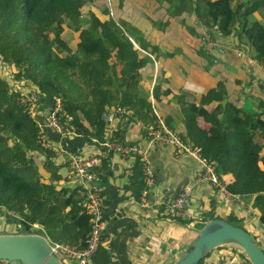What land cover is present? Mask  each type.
I'll list each match as a JSON object with an SVG mask.
<instances>
[{"label": "trees", "instance_id": "16d2710c", "mask_svg": "<svg viewBox=\"0 0 264 264\" xmlns=\"http://www.w3.org/2000/svg\"><path fill=\"white\" fill-rule=\"evenodd\" d=\"M113 1L0 0V205L4 216L11 214L27 223L32 233L77 248H82L90 233V216L82 213L77 190L66 186L60 174L69 163L58 164L55 153L40 145V124L21 104V91L30 86L42 100L62 98L76 134L100 143L107 140L106 114L119 109L145 127L159 124L156 111L171 129L160 104L175 98L184 128L178 131L182 140L215 165L222 181L231 177L229 192L252 201L264 225V115L236 108L223 80L203 88L201 94L184 88L177 93L163 64L178 56L196 57L190 60L192 66L206 75L219 63L217 56L233 53V46L244 53L240 59L256 63L250 70L264 72V0H151L144 18L153 32L166 34L171 27H180L183 40L189 35L200 41L197 49L185 44L189 52L169 49V42L157 39L155 32L141 30L138 14L136 18L114 15ZM134 4L119 0L120 9ZM155 10L161 12L157 19ZM233 51L238 57L239 52ZM200 119L210 129L201 128ZM142 173L137 159L133 178H141L144 184ZM212 220L218 218L205 222ZM115 234L102 237L96 264H111L112 247L120 241ZM107 237L110 249L103 245Z\"/></svg>", "mask_w": 264, "mask_h": 264}, {"label": "crops", "instance_id": "0c3cea01", "mask_svg": "<svg viewBox=\"0 0 264 264\" xmlns=\"http://www.w3.org/2000/svg\"><path fill=\"white\" fill-rule=\"evenodd\" d=\"M149 1L151 0L146 2ZM113 2L116 8L119 0ZM148 9L145 14H147ZM117 10L118 8L115 13L128 18H136L138 14V10L133 7L131 9L125 7L124 11ZM145 14L139 12L138 16L140 19H145ZM182 30L178 26H173L167 30L166 34L161 31H154V33L153 29L149 34L154 33L157 39L165 40L166 43L169 42V46L172 47L169 49L181 48L189 52L185 44L191 45L194 49L199 48L200 41L197 38L187 35L183 40L180 36ZM172 33L178 36L174 39L169 38L168 35ZM232 47L230 46V49L233 53L224 54V58L221 55L217 56L219 63L210 69L208 76L197 71V66H192L190 60L196 57L188 60L178 56L169 62L163 61V64L165 63L168 68L166 78L177 93H179L178 90L184 88L189 92L201 94L204 91L203 88L215 87L218 84L220 80H211V74H216L218 78L221 77V80L225 81L230 102L236 108L244 112H256L264 115V105L261 104L264 103V72L260 69L250 70L247 59H238ZM168 99L160 104L162 115L172 123L171 129L182 133L184 128L181 115L177 111L178 105L169 103ZM188 100L194 102L192 96H189ZM52 103L53 101L46 98L42 100L36 114L40 126L45 125V119L52 108ZM247 106L252 110L245 111ZM116 113L110 111L105 117H108L109 114L117 115ZM119 117L115 116L111 123L104 119L107 123V139L111 135L119 139L124 145L136 146L145 151L155 174V182L149 192L148 207L142 208L133 203L140 200L145 189L141 178H133L137 159L134 161L112 154L98 170V186L102 190L105 216L110 223L106 236L116 233L115 235L120 239L115 248L112 247L108 237L104 240L103 245L106 248L112 247L111 264H173L184 251L192 247L199 231L208 223L205 221L211 217L230 221L227 218L229 216L231 219L245 222V225L248 226L245 230L254 235L255 238L256 235H264V225L260 222V212L252 207V201H245L242 198H227L207 182L196 184L195 182L201 176L202 171L193 157L186 154L177 155V150L173 146L152 139L148 135L145 125L141 121L132 120L131 114L125 112ZM199 125L203 129H210L211 127L202 119H200ZM43 131L48 140L63 148L69 157L96 154L103 148V143L86 139L81 135L63 141L59 135L47 131L45 128ZM262 142L264 143V140ZM56 158L58 164L68 162V157ZM65 168L68 169V173L63 175L61 171ZM62 169L60 174L65 178V185H70L74 190L75 182L70 178L69 166ZM68 179L71 181L68 182ZM230 181L231 177H227L225 183L228 185ZM187 186H193V196L189 202V209L193 218L185 220V222L173 220L164 213L158 202L163 197L167 187L180 191ZM119 207L124 210L123 216H115L114 214ZM1 220L4 222V228L11 227L9 234H19L16 229H23V222L11 214H6ZM260 240L262 247H264V237ZM244 255L234 245H227L212 252L205 258L203 264H251ZM95 256L90 264H96Z\"/></svg>", "mask_w": 264, "mask_h": 264}, {"label": "built area", "instance_id": "2783aa9c", "mask_svg": "<svg viewBox=\"0 0 264 264\" xmlns=\"http://www.w3.org/2000/svg\"><path fill=\"white\" fill-rule=\"evenodd\" d=\"M238 57H244L242 50H239ZM255 64L254 61L248 60L249 68H253ZM24 88L28 87H23L21 91V104L28 111L29 115L36 119L37 110L41 105L42 97L35 90H25ZM124 114L125 110L119 109L117 115L109 114V116L104 119L106 122L111 123L115 116L117 117ZM155 114L159 118V124L156 126H146L148 135L155 141L158 140L163 144L173 146L177 150V155L182 156L186 154L195 159L202 171L201 176L195 183H210L223 196L230 199H240L239 196H234L229 192L227 183L220 179L215 165L209 162L198 149L186 144L178 132L168 128L156 111ZM71 123L72 119L68 115L63 99L59 97L55 98L52 103V108L46 116L45 125L40 126L42 131L40 133L39 143L44 149L55 153L56 157H68L70 176L75 182L74 189L77 190L81 198L80 206L82 208V213L85 212L90 216V233L85 239L82 248H77L69 244L55 243L48 237L46 238L51 247L52 255L63 263L65 260H70L73 264H90L99 250L102 237L108 233L110 224L105 216L102 190L98 186V170L112 154L134 161L140 159L146 189L142 193L140 200L134 201L133 203L142 208L148 207L147 201L150 197V189L155 182V174L145 151L136 146L124 145L119 139L111 135L106 142L102 144L103 148L99 153L87 156H67L69 154H67L63 148L48 140L43 128L59 135L63 141H68L78 136ZM192 196L193 186H187L180 191H175L167 187L158 204L162 207L164 213L171 219L176 221L190 220L193 218V214L189 209V202ZM4 214L5 208L0 205V220L3 219ZM114 214L115 216H123L124 210L119 207L115 210Z\"/></svg>", "mask_w": 264, "mask_h": 264}, {"label": "water", "instance_id": "95a60500", "mask_svg": "<svg viewBox=\"0 0 264 264\" xmlns=\"http://www.w3.org/2000/svg\"><path fill=\"white\" fill-rule=\"evenodd\" d=\"M19 234L0 232V261L9 264H64L52 255L45 235L32 233L27 223ZM227 245L242 249L251 264H264V250L254 235L228 221L218 219L206 223L192 247L173 264H199L215 250Z\"/></svg>", "mask_w": 264, "mask_h": 264}, {"label": "rangeland", "instance_id": "374dc122", "mask_svg": "<svg viewBox=\"0 0 264 264\" xmlns=\"http://www.w3.org/2000/svg\"><path fill=\"white\" fill-rule=\"evenodd\" d=\"M107 1H109V4H110V0H107ZM127 2H131V1H135V4H134V6H133V8L134 9H136V10H138V11H140V12H142V13H146V11H147V9L149 8V6H150V1L149 2H146L147 0H126ZM101 2H103V0H97V4H100ZM111 6H112V10L114 11V15H116V13H115V10L118 8V10H120V11H123L124 9H120V7H119V3H118V5L116 6V8H115V3L114 2H112V4H111ZM110 6V7H111ZM126 7V6H125ZM115 8V9H114ZM128 9H131V6L130 7H127ZM117 10V11H118ZM160 13L161 12H157V13H155L154 15H153V18H155V19H157L158 17H159V15H160ZM138 15H139V13H138ZM139 27H140V29L142 30H146L147 31V33H150L151 31H152V28H151V24L146 20V18L145 19H141V21L139 22ZM178 35L176 34H170V35H168V37L169 38H176ZM233 49H235V50H237V47H232ZM240 50V49H239ZM239 50H237L236 52H239ZM226 54V53H225ZM221 56H223V58H224V54L222 55L221 54ZM238 59H240V58H238ZM157 68V67H156ZM209 73V72H208ZM156 76H157V74H155V78H156ZM205 76H208V74H206ZM221 80L222 78L220 77V78H218L217 77V75L216 74H211V80ZM25 90H28V89H32V90H35L34 88H32V87H28V88H24ZM176 100H174L173 98H171V99H168V102L169 103H171V104H173V105H176V103L177 102H175ZM252 109H250L248 106L245 108V111H251ZM176 123V122H175ZM167 126V125H166ZM168 128H169V126H167ZM181 133V132H180ZM202 154V153H201ZM204 156V155H203ZM206 158V157H205ZM207 159V158H206ZM208 160V159H207ZM209 161V160H208ZM210 162V161H209ZM213 164V163H212ZM61 173L63 174V175H66L67 173H68V169H62V171H61ZM217 217H219V216H217ZM227 218L234 224V225H236V226H240L241 228H243V229H247L248 228V226H247V224L245 225V222H242V221H238V220H236V219H231L229 216H227ZM3 220H1L0 221V232H10V230H11V227H6V228H4V222H2ZM15 227H17L16 225H15ZM18 228V227H17ZM21 230H22V228H18V229H16V231L18 232V233H20L21 232ZM247 231V230H246ZM254 233V232H253ZM255 234V233H254ZM262 237H264V235H262V236H260V235H256V239H257V243H258V245L261 247V248H263L264 249V247H262V242H261V240H260V238H262ZM235 246V245H234ZM235 247H237V246H235ZM240 251H242V249H240L239 247H237ZM243 252V251H242ZM244 253V252H243ZM64 263L65 264H73L70 260H65L64 261Z\"/></svg>", "mask_w": 264, "mask_h": 264}]
</instances>
